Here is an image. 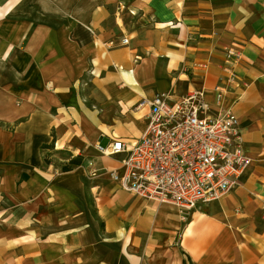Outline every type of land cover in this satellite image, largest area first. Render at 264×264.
I'll use <instances>...</instances> for the list:
<instances>
[{
  "label": "crops",
  "instance_id": "1",
  "mask_svg": "<svg viewBox=\"0 0 264 264\" xmlns=\"http://www.w3.org/2000/svg\"><path fill=\"white\" fill-rule=\"evenodd\" d=\"M192 89L237 117L238 183L188 210L124 190L98 146ZM263 197L264 0H0V264H264Z\"/></svg>",
  "mask_w": 264,
  "mask_h": 264
},
{
  "label": "built area",
  "instance_id": "2",
  "mask_svg": "<svg viewBox=\"0 0 264 264\" xmlns=\"http://www.w3.org/2000/svg\"><path fill=\"white\" fill-rule=\"evenodd\" d=\"M122 37L120 44L125 45ZM109 44H112L110 42ZM227 54L238 59V53ZM229 72L231 81L234 75ZM220 92L217 93L218 99ZM147 106V123L132 145L121 139L98 146L102 154L123 153L122 171L110 178L134 195L157 201H170L181 209L218 200L240 179L250 163L246 156L236 115L226 109L207 114L208 105L200 90H190L172 100L168 92L141 99ZM264 216V197L260 198Z\"/></svg>",
  "mask_w": 264,
  "mask_h": 264
},
{
  "label": "trees",
  "instance_id": "3",
  "mask_svg": "<svg viewBox=\"0 0 264 264\" xmlns=\"http://www.w3.org/2000/svg\"><path fill=\"white\" fill-rule=\"evenodd\" d=\"M78 162H79L78 160H71L70 161L71 164H78ZM62 168H63V170H67L68 169L66 166H63Z\"/></svg>",
  "mask_w": 264,
  "mask_h": 264
},
{
  "label": "bare ground",
  "instance_id": "4",
  "mask_svg": "<svg viewBox=\"0 0 264 264\" xmlns=\"http://www.w3.org/2000/svg\"><path fill=\"white\" fill-rule=\"evenodd\" d=\"M148 108V107H147Z\"/></svg>",
  "mask_w": 264,
  "mask_h": 264
},
{
  "label": "rangeland",
  "instance_id": "5",
  "mask_svg": "<svg viewBox=\"0 0 264 264\" xmlns=\"http://www.w3.org/2000/svg\"><path fill=\"white\" fill-rule=\"evenodd\" d=\"M124 37V36H123Z\"/></svg>",
  "mask_w": 264,
  "mask_h": 264
}]
</instances>
